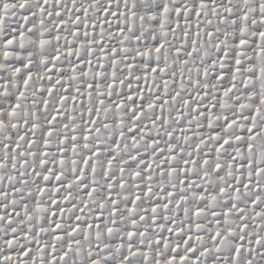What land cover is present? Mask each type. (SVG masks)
Segmentation results:
<instances>
[{
	"label": "snow or ice",
	"instance_id": "1",
	"mask_svg": "<svg viewBox=\"0 0 264 264\" xmlns=\"http://www.w3.org/2000/svg\"><path fill=\"white\" fill-rule=\"evenodd\" d=\"M0 264H264V0H0Z\"/></svg>",
	"mask_w": 264,
	"mask_h": 264
}]
</instances>
